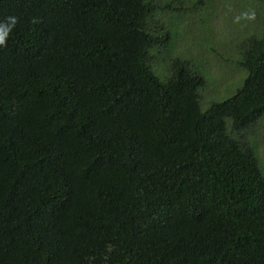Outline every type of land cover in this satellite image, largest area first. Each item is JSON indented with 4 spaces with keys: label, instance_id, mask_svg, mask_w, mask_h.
Masks as SVG:
<instances>
[{
    "label": "trees",
    "instance_id": "obj_1",
    "mask_svg": "<svg viewBox=\"0 0 264 264\" xmlns=\"http://www.w3.org/2000/svg\"><path fill=\"white\" fill-rule=\"evenodd\" d=\"M183 1L0 0V264H264V11L201 109Z\"/></svg>",
    "mask_w": 264,
    "mask_h": 264
},
{
    "label": "rangeland",
    "instance_id": "obj_2",
    "mask_svg": "<svg viewBox=\"0 0 264 264\" xmlns=\"http://www.w3.org/2000/svg\"><path fill=\"white\" fill-rule=\"evenodd\" d=\"M192 1L195 0H184L180 4L190 7ZM175 4L178 3L173 2L172 6ZM262 11V0H203V7L199 4L182 12L172 10L161 14L170 23H166L172 31L170 47L162 56L158 54L157 63L149 60L151 68L161 77L160 68L166 69L164 66L173 58L192 62L205 79L200 99V107L205 109L210 102L230 96L240 85L234 86L242 71L225 53H235L236 42L243 33L258 32ZM258 129L249 134L257 136L255 152L264 168V127Z\"/></svg>",
    "mask_w": 264,
    "mask_h": 264
},
{
    "label": "clouds",
    "instance_id": "obj_3",
    "mask_svg": "<svg viewBox=\"0 0 264 264\" xmlns=\"http://www.w3.org/2000/svg\"><path fill=\"white\" fill-rule=\"evenodd\" d=\"M7 24L0 23V47H3L6 44L7 38L12 31V28L16 24V17L9 16ZM158 57V54H152V62H154ZM157 66V65H156Z\"/></svg>",
    "mask_w": 264,
    "mask_h": 264
}]
</instances>
